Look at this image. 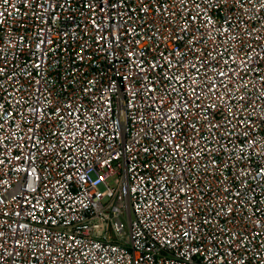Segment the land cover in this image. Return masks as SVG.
Listing matches in <instances>:
<instances>
[{
  "label": "built area",
  "instance_id": "2783aa9c",
  "mask_svg": "<svg viewBox=\"0 0 264 264\" xmlns=\"http://www.w3.org/2000/svg\"><path fill=\"white\" fill-rule=\"evenodd\" d=\"M0 264H264V0H0Z\"/></svg>",
  "mask_w": 264,
  "mask_h": 264
},
{
  "label": "rangeland",
  "instance_id": "374dc122",
  "mask_svg": "<svg viewBox=\"0 0 264 264\" xmlns=\"http://www.w3.org/2000/svg\"><path fill=\"white\" fill-rule=\"evenodd\" d=\"M117 180H118V177H114V178H112V179L110 180V182H109V186H110L111 188H115V186L117 185ZM100 191H101V192H105V191H106V188H105V187H101V188H100Z\"/></svg>",
  "mask_w": 264,
  "mask_h": 264
}]
</instances>
